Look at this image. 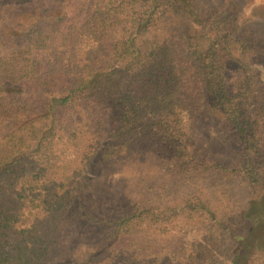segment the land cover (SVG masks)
<instances>
[{
    "label": "trees",
    "instance_id": "1",
    "mask_svg": "<svg viewBox=\"0 0 264 264\" xmlns=\"http://www.w3.org/2000/svg\"><path fill=\"white\" fill-rule=\"evenodd\" d=\"M78 4L79 15L72 6L34 15L50 28L17 48H5L0 34V264H112L118 246L139 230L209 209L201 198L164 208L132 197L81 210L75 224L82 234L69 232L87 174L124 158L149 157L175 177H239L252 194L251 211L264 210V79L246 63L257 38L239 27V5L230 0L204 15L191 0ZM167 26L181 31L188 62L165 38ZM199 79L238 148L231 163L211 159L188 131L203 99ZM241 228H230L232 255L223 264H255L263 251L264 216ZM201 249L179 264H210Z\"/></svg>",
    "mask_w": 264,
    "mask_h": 264
},
{
    "label": "rangeland",
    "instance_id": "2",
    "mask_svg": "<svg viewBox=\"0 0 264 264\" xmlns=\"http://www.w3.org/2000/svg\"><path fill=\"white\" fill-rule=\"evenodd\" d=\"M0 0V34H6L5 48H17L37 30L47 31L51 23L43 20L36 23L34 15L45 17L46 12L72 6L89 0H13L10 8ZM204 15L215 9L227 7L230 0H191ZM239 5L238 25L242 31H250L257 38V51L246 60L252 69L264 79V0H233ZM76 2L77 4H75ZM77 15L80 13L74 11ZM168 36L177 46L180 59L188 62L189 47L180 37L176 26L166 27ZM202 100L199 107L189 114L187 128L195 146L207 151L211 159L231 163L238 148L226 133L212 108L211 93L202 84ZM110 113V112H109ZM107 115H109L107 113ZM108 117V116H107ZM110 120V117H109ZM113 124L107 130L106 144L112 139ZM145 198L161 207H176L187 199L201 198L208 201L209 209L201 216L180 217L168 227L150 226L139 230L130 239H125L115 250L112 264H179L189 262L201 252L205 245L210 264H223L231 256V227L238 230L241 225H250L264 216L251 211L253 201L248 185L239 177L222 172H207L197 177H175L164 171L149 157L124 158L110 164H99L91 170L79 185L69 215V232H80L82 227L77 214L90 209L97 211L119 205L127 198ZM76 215V216H75ZM213 230L212 233H209ZM75 244L73 242L71 247ZM256 250L253 249V252ZM264 251V249H263ZM262 251V252H263ZM261 252V253H262ZM256 253V252H255ZM258 253V252H257ZM255 254V264H264V255ZM253 254V253H252ZM59 261L57 264H69Z\"/></svg>",
    "mask_w": 264,
    "mask_h": 264
}]
</instances>
